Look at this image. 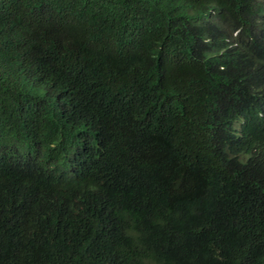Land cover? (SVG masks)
Here are the masks:
<instances>
[{
    "label": "trees",
    "instance_id": "16d2710c",
    "mask_svg": "<svg viewBox=\"0 0 264 264\" xmlns=\"http://www.w3.org/2000/svg\"><path fill=\"white\" fill-rule=\"evenodd\" d=\"M258 5L0 0L4 158L71 196L11 206L0 189V264H264V130L246 170L219 174L218 151L234 134L230 106L264 90ZM27 65L53 80L80 68L67 138L32 114L47 99L23 89ZM36 138L45 154L29 157Z\"/></svg>",
    "mask_w": 264,
    "mask_h": 264
},
{
    "label": "clouds",
    "instance_id": "9594fccd",
    "mask_svg": "<svg viewBox=\"0 0 264 264\" xmlns=\"http://www.w3.org/2000/svg\"><path fill=\"white\" fill-rule=\"evenodd\" d=\"M260 9L258 17L256 18L257 25L261 34L264 36V4L257 0ZM238 32L235 33L237 37ZM103 46H92V51L96 52ZM233 48H240L239 41L232 44ZM23 67L31 71V75L27 78V86L23 89L30 92L32 96L46 98L45 108L38 110L32 114L39 116L48 126L52 128V132L57 135L67 138L70 130L74 127L70 110L65 105L73 95L68 92L69 85L74 82L79 76V67L66 68L56 77V80L45 77L43 72L33 66ZM84 102L88 99L82 94H75ZM244 102L238 105L230 106V117L233 121V132L229 140L225 142V148L218 147L225 164V170L219 174H229L234 172L236 166L241 170H246L244 165L248 164L251 153L249 152V144L252 139V132L264 130V90H256L244 95ZM251 124V128L246 127V123ZM246 129L247 131H244ZM50 140V139H49ZM36 145L31 151L27 149L28 156L36 152V155H44L45 151L42 149V140L37 138L34 140ZM52 143V140H50ZM52 145H54L52 143ZM13 142H0V189L6 194L8 202L11 206L23 203L34 204L40 198L52 196L57 205L55 207H68L71 205V196L64 189L53 188V190H44L43 186H35V183L30 182L24 169L18 162L12 159H5V151L12 149ZM206 156V152H205ZM34 163L38 162L31 159ZM69 170V176L74 179L80 177L77 171V166L65 165ZM228 171V172H227ZM22 173V176H17ZM233 174V173H232ZM17 199V202L14 200Z\"/></svg>",
    "mask_w": 264,
    "mask_h": 264
},
{
    "label": "rangeland",
    "instance_id": "374dc122",
    "mask_svg": "<svg viewBox=\"0 0 264 264\" xmlns=\"http://www.w3.org/2000/svg\"><path fill=\"white\" fill-rule=\"evenodd\" d=\"M259 1H260V3L264 4V0H259Z\"/></svg>",
    "mask_w": 264,
    "mask_h": 264
}]
</instances>
